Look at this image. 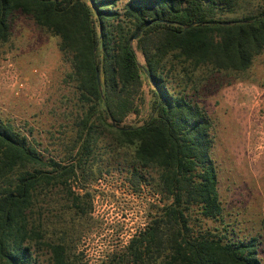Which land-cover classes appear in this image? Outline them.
I'll use <instances>...</instances> for the list:
<instances>
[{"label":"trees","instance_id":"obj_1","mask_svg":"<svg viewBox=\"0 0 264 264\" xmlns=\"http://www.w3.org/2000/svg\"><path fill=\"white\" fill-rule=\"evenodd\" d=\"M16 14L58 39L74 115L59 159L43 154L30 129L0 120V264H70L66 238L80 231L48 221L55 193L84 217L90 194L72 182L110 170L136 194L148 189L157 204L104 264H262L255 237L204 228L224 226L204 102L250 79L264 53V0L245 7L240 0H0V44ZM144 81L150 115L126 125L139 114Z\"/></svg>","mask_w":264,"mask_h":264},{"label":"rangeland","instance_id":"obj_2","mask_svg":"<svg viewBox=\"0 0 264 264\" xmlns=\"http://www.w3.org/2000/svg\"><path fill=\"white\" fill-rule=\"evenodd\" d=\"M260 1L240 0V7ZM57 44L56 37L32 20L15 15L9 41L0 44V120L30 129L43 154L59 159L72 134L74 111L70 85L64 82L69 66ZM135 55L143 66L142 55ZM249 78L204 102L213 123L212 157L224 217V226L210 222L204 228L225 227L236 240L255 237L264 264V53L254 59ZM17 81L23 85L18 95ZM142 95L139 114H131L126 125L148 119L152 97L145 81ZM95 167L101 168V162ZM102 173L95 181L72 182L74 191L90 194L91 210L86 216L76 217L65 209L68 201L60 192L55 193L57 204L49 210V222L55 226L68 223L80 231L77 237L66 238L70 264H104L112 254L122 253L131 237L147 225L157 204L148 189L133 192L125 175L114 170ZM49 239H55L54 235Z\"/></svg>","mask_w":264,"mask_h":264},{"label":"built area","instance_id":"obj_3","mask_svg":"<svg viewBox=\"0 0 264 264\" xmlns=\"http://www.w3.org/2000/svg\"><path fill=\"white\" fill-rule=\"evenodd\" d=\"M124 1V0H123ZM23 88V85H22V83H20V82H16V90H15V94L16 95H18L19 94V92H20V90Z\"/></svg>","mask_w":264,"mask_h":264},{"label":"water","instance_id":"obj_4","mask_svg":"<svg viewBox=\"0 0 264 264\" xmlns=\"http://www.w3.org/2000/svg\"><path fill=\"white\" fill-rule=\"evenodd\" d=\"M150 78V77H149Z\"/></svg>","mask_w":264,"mask_h":264}]
</instances>
